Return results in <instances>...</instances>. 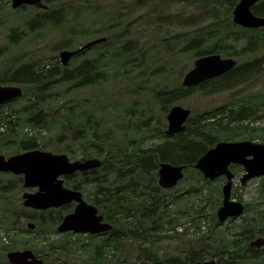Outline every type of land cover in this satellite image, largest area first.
Here are the masks:
<instances>
[{
  "label": "trees",
  "instance_id": "obj_1",
  "mask_svg": "<svg viewBox=\"0 0 264 264\" xmlns=\"http://www.w3.org/2000/svg\"><path fill=\"white\" fill-rule=\"evenodd\" d=\"M122 1L126 3L124 7L104 21L102 28L80 29L81 32H72L80 16L83 13L91 14L93 8L101 7L91 0H43L48 7L45 10L23 6L18 10H33L35 16L21 30L12 28L8 36L9 46L20 43L31 30L49 28L65 29L66 33L69 32L70 36L67 39L68 46H71L73 45L72 37L93 38L102 33L115 31L122 25L123 19L130 18L133 13L144 10L148 3H153L149 0ZM225 3H229L230 8L234 9L238 1L225 0ZM3 8L5 5L0 0V11ZM252 10L254 14L264 17V0L258 2ZM234 27L235 31L233 32H223L213 24L188 32L187 34L192 35L193 38L187 41V46L183 51L193 52V60L214 54L231 58L234 56L229 52L232 45L241 48L236 56L260 54V58L195 88L189 89L178 85L171 89L155 91V97L164 113H168L171 107L193 93L199 92L202 95L211 96L229 91L246 79L264 71V28L252 30L238 25H234ZM128 30L124 34L117 35L116 33L115 36L106 37L108 39L106 42L75 56L66 67L62 66L58 60L54 61L50 69H47L45 64L39 61L31 59L21 62L22 60L17 57L11 59L10 67L0 73V86H21L24 90V100H27L23 108L15 106L18 99L7 103L5 106L9 108L10 115L0 117V123L6 126L4 132H0V136L13 137V142L18 143V153L50 149L51 145H59L68 134L72 143L80 146L82 161L93 157L101 158L103 161V165L99 169L77 173L67 179V186L83 192L86 199L97 206L106 220L113 224V230L108 237H104L95 244V249L92 251L93 256L88 260H83L89 264H93V261L103 263L104 257H102L99 248L111 246L110 242H112V246L118 248L123 241L140 240L145 237V234L146 238L157 237L160 240L163 227L176 229L179 226L178 222L175 223L178 217L173 221L175 217L172 216L169 209L179 200V197L174 196L173 200L169 201V194L173 189L164 190L158 185L160 163L186 166V170L195 169L194 165L199 158L215 147L217 143L233 140L234 138L231 136L233 133L251 130L252 123L264 119L262 110L254 106V99L235 100L211 111L191 115L185 130L172 137L166 135L162 122H159L152 130L146 126V132L139 134V138L155 136L161 142L150 147H143L141 145L145 144L143 141L131 140V143L134 144L124 150L121 147L114 148L117 142H114L116 139L113 137L111 129L105 127L106 130L102 131L103 121L88 112L85 105H78L77 111L74 108H67L63 120L58 121L48 111L41 108L38 102H32V99L38 98L40 94L49 93L63 86L66 87V93H70L85 88H94L108 82L116 62L124 60L123 65H126L130 61L136 60L137 55L144 53L137 41L126 38ZM8 49V46L2 47L0 57L8 55ZM91 51H96V53L89 56ZM236 73L238 76L234 75ZM11 115L16 116L15 120L11 119ZM159 126L162 128L159 129ZM25 128H31L34 133L31 135L24 132ZM41 131L47 133L56 131V133L54 137L44 139L45 136L41 134ZM23 135H29V138L21 139L20 136ZM2 151L0 147V152ZM233 169L238 173L241 167L234 166ZM198 175L203 178L199 171ZM16 178L22 185L23 177L16 176ZM185 178L187 180V176ZM185 178L182 181H186ZM206 182L210 183L208 180ZM7 187H9L8 191L18 188L16 186ZM198 189L194 188L190 192L193 193V190H196L195 192L198 193ZM3 190L5 191V188ZM168 191L170 193L167 194ZM107 208H111L113 215L108 212ZM132 209L134 212L130 215L136 218L137 222L147 221L150 226L148 232L151 231V233H147V229L143 226L132 230L122 224L125 222L122 219L127 217ZM29 210L30 214H25L23 218L32 221L36 228L33 231L25 229V232L35 234L40 238L35 237L32 242L14 238L15 240H11L12 244L8 245L5 244L4 237H0V254L26 248L33 250L47 264H68L63 255L64 253L69 254V251L65 246L58 244L54 237L58 235L57 227L64 217L74 211V205L47 211ZM0 217V224L11 222L6 212L0 214ZM206 217L204 208H200L195 210V217L192 218L193 224L199 223L196 234H199L201 245L192 246L186 254L176 256H160L151 247L152 250L146 248L138 255L136 264H197L212 259H217L219 264H241L239 259L245 257L249 258L252 264H264V250L260 251L250 246L255 235H264V218L260 216L256 218L254 215V219L249 225H253L251 228H248L249 226L243 228L242 231L230 237L227 244L218 246L212 253L206 243L207 238L200 235L201 219ZM16 222L14 221L12 225L16 226ZM217 226L216 217V221L212 224V230ZM176 235L180 236L179 233ZM224 236L227 237V235ZM87 237L91 240L97 239L92 235ZM78 247L82 248L80 250H85L88 244H78ZM242 249L247 252L245 257H242L245 255H242Z\"/></svg>",
  "mask_w": 264,
  "mask_h": 264
},
{
  "label": "rangeland",
  "instance_id": "obj_2",
  "mask_svg": "<svg viewBox=\"0 0 264 264\" xmlns=\"http://www.w3.org/2000/svg\"><path fill=\"white\" fill-rule=\"evenodd\" d=\"M91 1L101 7L93 8L91 14L83 13L72 32L80 31V29L102 28L104 21L111 18L114 13L119 12L126 4L122 0ZM149 1L153 3H148L144 10L133 13L130 18L123 19L122 25L117 30L102 33L93 38L86 36L72 37L73 45L71 46H68L67 38L70 36L68 27L66 28L68 33L65 32V29L31 30L20 43L9 46L8 36L12 28L21 30L28 21L33 19L35 12L33 10L20 11L13 9L11 0L10 2L1 0L5 8L0 11V49L8 46L9 54L0 57V73L5 68L10 67L11 59L17 57L22 60L21 62L31 59L39 61L45 64L47 69H50L54 61L59 60L61 62V52L77 50L94 39L115 36L116 33L117 35L124 34L129 29L126 38L137 41L144 53L137 55L136 60H132L126 65H123L124 60L116 62L113 65V73L108 82L94 88H85L70 93H66V87L63 86L49 93L40 94L38 98H33L32 102H38L41 108L48 111L58 121L63 120L67 108H74L77 111L78 105H85L88 112L103 121L102 131L105 127L111 129L110 131L116 139L114 142H117L114 145L115 149L119 147L124 150L129 149L131 144H134L131 143V140L143 141L145 143L141 144L143 147L159 144L161 140L155 136L140 139L139 134L146 132V126L152 130L159 122H162V125L165 126V131L168 129V113H164L154 92L182 85L185 74L194 66L193 52L190 50H187L189 52L183 51L187 46V41L193 38L192 35L187 33L213 24L223 32H233L236 24L233 22L234 9L230 8L231 5L225 3V0ZM237 1L239 2V0ZM240 49L231 45L229 51L234 54L232 58L237 60L238 67L260 58V54L236 56ZM95 53L96 51H91L89 56ZM62 66L64 65L62 64ZM234 75L238 76V73ZM253 99L255 101L254 106L261 109V113H264V71L250 79H246L232 90L211 96H205L199 92L193 93L176 105L191 110L193 115L211 111L235 100L249 101ZM26 103L27 100H24L23 95L22 98L18 99L15 106L23 108ZM158 128L160 129L162 126ZM26 129H32L25 128L24 130V132L30 134ZM4 130L0 125V132H4ZM55 133L56 131L46 133L44 139L54 137ZM231 136L234 139L229 141L250 140L262 143L264 141V119L252 123L251 130L241 133L235 132ZM20 138L28 139L29 135H23ZM13 140L14 138L9 135L0 136V147L3 150L0 154L7 157L19 154L18 143H14ZM45 151L65 154L71 161L80 160L81 157L80 146L74 145L68 134L59 145H51L50 149L47 148ZM92 154L94 155V153ZM185 173L187 180L185 178L186 181H181L179 185L171 190V193L166 192L167 194L170 193L169 201H172L174 196L179 197V200L169 207L172 216L175 217L173 221L178 217L175 223L178 222L179 226L176 229L163 227L164 230L161 233L162 238L160 240L157 237H148L150 235L146 238L145 234V237L140 240L128 239L123 241L118 248L112 246L113 244L110 242L111 246L99 248L102 257H104L101 264H136L138 255L146 248L153 249L160 256L186 254L192 246L202 244L199 234H196L199 223L193 224L192 222V218L195 217V210L200 208H204L207 214L206 218L201 219L200 235L207 238L206 243L212 253L216 251L218 246L221 247L227 244L229 238L234 234L242 231L243 228H247L251 220L254 219V215L256 218L258 216L264 218V178L250 180L244 186L240 182L242 177V171L240 170L238 173L235 172L236 178L233 182L232 199L247 203L248 210L236 220L230 219L220 223L217 218L218 226L212 230L217 211L222 205V187L226 180L225 178H219L208 183L204 177L201 178L198 175L197 169L193 168ZM7 186L18 188L14 191H8L9 187ZM3 188H5V191ZM194 188H199V192L196 193V190H193V193H191L190 190ZM27 191L32 192V190L24 189L23 184H20L15 175L0 174V214L6 212L11 220V222L0 224V237H6L5 241L7 242L4 241L5 244L11 245V240L14 238L29 242H32L35 237L40 238V236L25 232V229L29 230L28 223L32 222L23 218L25 214H30L29 208H25L22 204V195ZM107 209L113 215L111 208ZM15 212L17 213L15 214ZM133 212L132 209L129 215L122 219L125 220L122 224L132 230L143 226L147 229V233H151V231L148 232L150 226L147 221L139 218L141 221L137 222L136 218L130 215ZM14 221H17L16 226L12 225ZM119 222L116 223L119 224ZM176 233H179L180 236ZM224 235H227V237ZM86 236L88 235L58 234L54 237L58 244L65 246L69 251V254L64 253L63 255L68 264H89L83 260H88L93 256L92 251L95 249V244L99 243L102 238L91 240ZM259 238L264 239V235H255L251 242ZM203 242L205 243V241ZM78 244H88V247L85 250H80L82 248H79ZM242 250V255L245 254L242 257H245L247 252L244 249ZM259 250H264V246ZM6 254L7 252L0 254V264L8 262ZM239 261L241 264H252L247 257L241 258ZM92 263L100 264L94 261Z\"/></svg>",
  "mask_w": 264,
  "mask_h": 264
},
{
  "label": "water",
  "instance_id": "obj_3",
  "mask_svg": "<svg viewBox=\"0 0 264 264\" xmlns=\"http://www.w3.org/2000/svg\"><path fill=\"white\" fill-rule=\"evenodd\" d=\"M13 9L22 6H33L46 9L43 0H11ZM261 0H239L233 10V22L247 29L264 28V17L253 13L252 8ZM107 38L93 40L75 51H63L60 54L64 66L78 54L98 44L106 42ZM237 66L233 58H223L214 54L198 58L182 81V87L195 88L207 81L221 77ZM23 95V89L15 86L0 87V104L12 101ZM192 111L181 106H173L168 115L169 137L182 133ZM243 166L245 174L241 178L242 185L250 180L264 177V142L253 141L219 142L215 147L202 155L194 167L199 170L206 180L213 181L225 177L227 182L222 188V206L217 211L220 223L228 219H237L243 215L245 206L242 202L232 199L234 173L230 166ZM103 162L98 159L86 161H71L65 154H55L49 151H29L6 157L0 154V173H12L23 176L24 189H37L36 192H25L22 195L23 206L35 211L59 209L71 203H77L74 211L64 217L57 230L60 234L73 232L75 234L100 235L109 232L113 226L104 223V217L99 214L96 206L84 200L83 193L65 187L63 177L74 175L77 172L98 169ZM185 166L171 163H160L158 169V185L165 190L176 187L185 177ZM34 230L32 222L27 225ZM253 248L264 246V239L259 238L250 243ZM7 259L10 264H47L30 250L9 252ZM197 264H219L217 260H206Z\"/></svg>",
  "mask_w": 264,
  "mask_h": 264
},
{
  "label": "flooded vegetation",
  "instance_id": "obj_4",
  "mask_svg": "<svg viewBox=\"0 0 264 264\" xmlns=\"http://www.w3.org/2000/svg\"><path fill=\"white\" fill-rule=\"evenodd\" d=\"M234 166H239V167H241V171H242V175L241 176H243L244 175V173H245V171H244V168L242 167V166H240V165H231L230 166V169L232 170V172L235 174V171H234V169H233V167ZM74 175H76V174H74ZM74 175H70V176H66L65 177V187H67V179L69 178V177H72V176H74ZM239 201V200H238ZM242 203H243V205L245 206V211H244V213H246V211L248 210V204L247 203H245L244 201H241ZM69 205H74V209H75V207H76V205H77V203H71V204H69ZM69 205H66V206H69ZM104 223H109L107 220H105L104 219ZM110 224H112V223H110ZM66 234H69V233H66ZM110 234V232L109 233H104V234H101V235H94V236H96V238L98 239V238H104V237H108V235ZM7 242V241H6ZM263 247V246H262ZM261 248V247H260ZM257 249V248H256ZM25 250H30V251H32L34 254H36L33 250H31V249H26V248H21V249H19V250H14V251H11V252H15V251H25ZM258 250H259V248H258ZM8 254V253H7ZM7 254H6V258H7ZM39 258H40V256L38 255V254H36Z\"/></svg>",
  "mask_w": 264,
  "mask_h": 264
},
{
  "label": "bare ground",
  "instance_id": "obj_5",
  "mask_svg": "<svg viewBox=\"0 0 264 264\" xmlns=\"http://www.w3.org/2000/svg\"><path fill=\"white\" fill-rule=\"evenodd\" d=\"M19 87V86H18Z\"/></svg>",
  "mask_w": 264,
  "mask_h": 264
}]
</instances>
